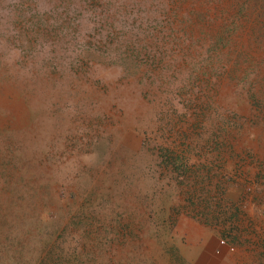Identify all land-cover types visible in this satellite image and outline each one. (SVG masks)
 I'll return each instance as SVG.
<instances>
[{
  "label": "rangeland",
  "instance_id": "1",
  "mask_svg": "<svg viewBox=\"0 0 264 264\" xmlns=\"http://www.w3.org/2000/svg\"><path fill=\"white\" fill-rule=\"evenodd\" d=\"M0 264H264V0H0Z\"/></svg>",
  "mask_w": 264,
  "mask_h": 264
}]
</instances>
